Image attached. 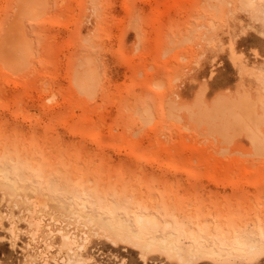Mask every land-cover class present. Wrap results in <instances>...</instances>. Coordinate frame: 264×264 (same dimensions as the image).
I'll list each match as a JSON object with an SVG mask.
<instances>
[{
	"label": "rangeland",
	"instance_id": "obj_1",
	"mask_svg": "<svg viewBox=\"0 0 264 264\" xmlns=\"http://www.w3.org/2000/svg\"><path fill=\"white\" fill-rule=\"evenodd\" d=\"M34 1L0 0V44L26 45L16 73L0 46V264H182L97 219L113 208L185 250L264 245L263 150L209 115L247 95L264 136V0ZM190 262L264 264V247Z\"/></svg>",
	"mask_w": 264,
	"mask_h": 264
},
{
	"label": "bare ground",
	"instance_id": "obj_2",
	"mask_svg": "<svg viewBox=\"0 0 264 264\" xmlns=\"http://www.w3.org/2000/svg\"><path fill=\"white\" fill-rule=\"evenodd\" d=\"M27 1H29V3L31 1H33V3H35L34 0H27ZM33 3H32V5H33ZM36 3H38V2H36ZM25 4H27V2ZM20 5L22 7H24V8H22V10L20 12L24 13V9L26 6L23 5L22 3H20ZM35 6H36V4H35ZM35 6H34V8H36ZM32 8H31V10H32ZM38 11H40V9L38 10V8H37L35 13H37ZM31 12L33 13L34 9L29 12L30 15L32 14ZM29 13H27V14H29ZM9 34L10 35L5 36L4 40L0 44L1 47H5V50L3 51L1 56H2V59L4 60L5 64L11 65L9 67L10 71H13V70H11L13 68L12 64L14 66V64L16 65V63L18 62L17 66L20 67L21 66V65H19L21 63L20 61H24L23 59L26 58V56H25L26 54H24V52H25L24 49L26 48V45H25L24 40L19 39V35L15 31H13V33L9 32ZM7 44H10V45L7 46ZM82 64L85 65V63H82ZM82 64H80V66H79L81 70L80 69L78 70V72L80 73V77H76V75H75V79L80 78L79 80H81V82H79V80H77V81L79 83L83 82L84 84L82 83L80 85L86 86L85 83L88 81L92 82L93 78L90 77V72H88ZM24 66H26V65L24 64ZM5 67H7V66L5 65ZM15 67L13 68V69H15V71H13L14 73H16V70H17L16 69L17 67L16 68ZM89 70L91 71L92 69L89 68ZM17 72H18V70H17ZM78 72H76L78 74L77 76H79ZM92 75H93V73H92ZM93 77H94V75H93ZM93 81H94V83L97 81L95 79V77H94ZM78 82H77V84H78ZM91 82H89V83H91ZM91 84L89 85V87L91 86ZM87 85H88V83H87ZM94 87H96V84L94 85ZM91 88L90 89L88 88L86 90V92L84 91V89H86V88L82 89V86H81L80 89L83 93L90 94L91 92H94V90H95L94 88H92V89ZM91 90H93V91H91ZM87 91H89L90 93H88ZM91 94L93 95V93H91ZM200 96L201 95H199V97ZM199 97H198V100H199ZM223 97H221V99ZM229 98L225 99L222 103L220 102L219 106H217V109L210 111L212 114L211 113L209 114V115H212L213 117L214 116L218 117L219 120L221 121V123H219L220 125H217L218 127H220V129H219L221 131L220 134L225 133L224 135H227V138H229V141H230L231 139H233V137L234 138L236 137L237 134L234 135V133H239V134L241 133L242 134V132H244L246 134L245 136L251 140L252 146L255 148L254 150H256L258 152L263 150L262 153H264V136L261 134L262 132L259 130L261 126L258 128V124H259L261 119L259 120L257 113H256V111H258V110H256L258 108V107L256 108V103L253 102L254 100L252 101L249 98V96L244 95V94H243V96H240V98H237V100H232ZM202 103H203V101H202ZM197 104H199V103H197ZM261 114L263 115V113H261ZM209 115L207 113V116H209ZM262 117L264 118V115ZM230 130L233 131L232 135H229V133H228ZM241 134L239 136H242ZM258 152H256V154ZM262 155H264V154H262ZM4 176L6 177V179H10V177L7 175V172L4 173ZM10 180L15 184L14 180H12V179H10ZM79 205H80V208L76 212L78 214V216H81V217L84 216L85 218L87 217L89 219L95 218V215L93 213L86 210L87 206L85 203H81ZM72 207H71V209H72ZM74 210L76 211L75 208H74ZM73 213L75 215V212H73ZM154 217L138 215L137 219L139 221V227H138L137 231H134L131 228V225H130L128 219L121 216L120 213H118L114 208L112 209V215L108 218L104 217L103 214L97 215V219L102 221L109 228L121 230V231L125 232L126 234H128L130 232H134V234L136 236L146 238L144 248L158 247L159 249L166 250L168 252V254H172V253L176 254L179 257L182 264L189 263L193 259V257L195 255H197V253H199L200 255L215 254V255H219V256H224V255H230L233 251H248L249 252V251H256L260 247H264V245L261 242H259L258 239H256V240L255 239H249V240L239 239L238 241L241 244L236 245L235 247L227 248V249L223 246H219L216 242L209 244L206 240L203 239V240H200L199 242H197L196 244H191V247L189 248V250H185L184 247H182L181 245H179L177 243L176 235L174 233H169L167 236L162 237V236H158L156 231L149 234L148 232H146L143 229L144 227L147 226V223H149V222L152 223L153 225L158 224V223H156V221H155L156 218L154 219ZM34 220H35V218H34ZM34 228H35V226H34ZM61 229H63V228H61ZM64 231H65V229H64ZM63 236H64L63 247L71 249L73 247V245H75L77 243V239H75L73 236H70L69 234L68 235L64 234ZM143 254H145V253H143ZM65 262H66V260H65ZM66 264H84V263L82 261V258H79V259L74 260V261H71V259H69V261Z\"/></svg>",
	"mask_w": 264,
	"mask_h": 264
}]
</instances>
